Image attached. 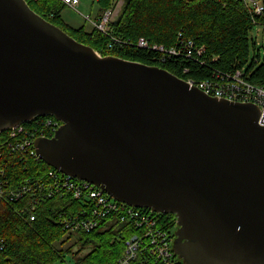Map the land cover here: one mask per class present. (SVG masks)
<instances>
[{
	"label": "water",
	"instance_id": "water-1",
	"mask_svg": "<svg viewBox=\"0 0 264 264\" xmlns=\"http://www.w3.org/2000/svg\"><path fill=\"white\" fill-rule=\"evenodd\" d=\"M47 116L61 125L36 141L41 160L120 203L174 215L183 264H264L257 105L102 57L26 0H0V133Z\"/></svg>",
	"mask_w": 264,
	"mask_h": 264
},
{
	"label": "trees",
	"instance_id": "trees-1",
	"mask_svg": "<svg viewBox=\"0 0 264 264\" xmlns=\"http://www.w3.org/2000/svg\"><path fill=\"white\" fill-rule=\"evenodd\" d=\"M26 1L36 13L101 56L156 65L198 82L244 70L251 83L264 85V44L261 51L250 39L254 28L264 25V10L254 13L247 0H125L121 18L113 26V36L120 40L116 46L96 29L87 31L85 26L68 25L62 17L67 7L62 0ZM115 1L94 0L98 4L96 17L111 9ZM261 3L264 7V0ZM9 146L4 147L3 154L9 162L6 173L14 189L22 184L21 177L42 176L54 169ZM34 198L28 193L15 201L0 199V238L6 246L0 251V264H64L68 255L73 258L70 264H117L124 256L127 241L136 232L129 221L111 217L92 231L71 232L61 215L66 212L69 219L82 211L80 200L69 194L38 201ZM24 203L30 213L36 214L35 220L30 214H23ZM164 217L169 218L175 236L174 215ZM78 243L82 248L74 252ZM177 259L178 264H183L178 256ZM145 264L157 263L151 260Z\"/></svg>",
	"mask_w": 264,
	"mask_h": 264
},
{
	"label": "built area",
	"instance_id": "built-area-1",
	"mask_svg": "<svg viewBox=\"0 0 264 264\" xmlns=\"http://www.w3.org/2000/svg\"><path fill=\"white\" fill-rule=\"evenodd\" d=\"M62 1L76 11L81 3V0ZM247 1L254 13L261 14L263 12L264 7L260 1ZM124 4L125 0H117L115 5L98 19L86 17L94 29L113 40L114 46L119 45L120 40L113 36V26L120 18ZM142 43L147 46L145 41L142 40ZM188 82L218 99L257 105L261 111L260 122L264 124V85L251 83L244 70H237L233 75L227 77H216V79L200 82L189 79ZM60 125L61 123L52 117L35 118L0 133V199L5 200L8 197L11 201H15L31 193L35 196V201H38L51 198L56 194L59 197L69 194L83 203L82 211L68 217L69 219L66 218V212H63L65 216L61 215L67 229L71 232L92 231L102 221L110 217L121 222L129 221L134 225L136 232L127 241L124 256L117 264H133L137 260H141L140 264L151 260L157 264H178L179 261L173 248L174 228L170 226L169 218L164 217L168 215L163 216L150 209L135 208L120 203L109 196L103 188L65 175L56 169L42 176L32 174L28 177V181L21 182L22 184L14 189V183L9 180L11 178H8L6 173L9 162L3 154L4 147L10 145V148L18 149V152L28 153L30 159L41 161L35 147L36 141L44 137H53ZM5 136H7L6 139H4ZM27 160L24 161V164L27 163ZM22 211L23 214H30L31 220L36 219V214L30 213L25 203ZM5 247V241L0 238V251Z\"/></svg>",
	"mask_w": 264,
	"mask_h": 264
},
{
	"label": "rangeland",
	"instance_id": "rangeland-1",
	"mask_svg": "<svg viewBox=\"0 0 264 264\" xmlns=\"http://www.w3.org/2000/svg\"><path fill=\"white\" fill-rule=\"evenodd\" d=\"M97 14H98V4L95 3L94 0H81V3L78 6V11L66 7L64 8L62 17L68 25L74 28L85 26L87 31H91L93 29L92 25L85 18L88 16L95 18ZM250 39H251V43L252 42L256 43L257 48L261 50V46L264 44V25L256 26L250 34ZM81 248H82L81 243L76 244L74 248V252L79 251ZM87 250L88 249L82 252L81 255L87 252ZM70 263H73L72 255L67 256L66 262L64 264H70ZM58 264H62V263H58Z\"/></svg>",
	"mask_w": 264,
	"mask_h": 264
},
{
	"label": "bare ground",
	"instance_id": "bare-ground-1",
	"mask_svg": "<svg viewBox=\"0 0 264 264\" xmlns=\"http://www.w3.org/2000/svg\"><path fill=\"white\" fill-rule=\"evenodd\" d=\"M24 123H27V122H24ZM28 180H29L28 177H26V178L21 177V179H20L21 182H26V181H28Z\"/></svg>",
	"mask_w": 264,
	"mask_h": 264
},
{
	"label": "flooded vegetation",
	"instance_id": "flooded-vegetation-1",
	"mask_svg": "<svg viewBox=\"0 0 264 264\" xmlns=\"http://www.w3.org/2000/svg\"><path fill=\"white\" fill-rule=\"evenodd\" d=\"M45 118H46V117H45ZM174 218H175V216H174ZM176 226H177V225H176ZM177 228H178V227H176V229H177ZM175 239H176V237L174 236V237H173V241H175Z\"/></svg>",
	"mask_w": 264,
	"mask_h": 264
},
{
	"label": "crops",
	"instance_id": "crops-1",
	"mask_svg": "<svg viewBox=\"0 0 264 264\" xmlns=\"http://www.w3.org/2000/svg\"><path fill=\"white\" fill-rule=\"evenodd\" d=\"M256 1H261V0H256ZM68 7V6H67ZM70 8V7H69ZM78 28V27H77Z\"/></svg>",
	"mask_w": 264,
	"mask_h": 264
}]
</instances>
